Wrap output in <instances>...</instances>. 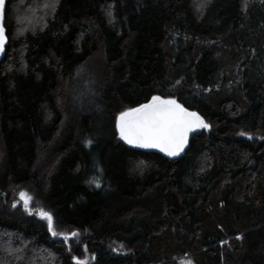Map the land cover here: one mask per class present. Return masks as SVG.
Segmentation results:
<instances>
[{"label": "trees", "instance_id": "obj_1", "mask_svg": "<svg viewBox=\"0 0 264 264\" xmlns=\"http://www.w3.org/2000/svg\"><path fill=\"white\" fill-rule=\"evenodd\" d=\"M4 12L0 264H264V0ZM153 96L209 125L177 156L119 138V113Z\"/></svg>", "mask_w": 264, "mask_h": 264}, {"label": "snow or ice", "instance_id": "obj_2", "mask_svg": "<svg viewBox=\"0 0 264 264\" xmlns=\"http://www.w3.org/2000/svg\"><path fill=\"white\" fill-rule=\"evenodd\" d=\"M3 4L4 0H0V7ZM4 43V29L0 27V50ZM199 128L207 130L209 125L197 113L189 112L175 99H162L160 96H153L150 102L123 111L116 117L119 138L125 143L140 148H156L170 157L179 154L185 147L189 132ZM240 134L245 135L243 132ZM19 196L26 210H29L28 204L32 198L25 192L19 193ZM29 214H32L30 210ZM36 214L47 220L53 236L61 235L66 243L78 235L76 232L57 233L50 213L41 209ZM74 260L76 264H87L86 260ZM186 264L192 262L189 260Z\"/></svg>", "mask_w": 264, "mask_h": 264}, {"label": "water", "instance_id": "obj_3", "mask_svg": "<svg viewBox=\"0 0 264 264\" xmlns=\"http://www.w3.org/2000/svg\"><path fill=\"white\" fill-rule=\"evenodd\" d=\"M7 1L8 0H4V4H3V6L2 7H0V27H3V29H4V35H5V43H4V45H3V49L2 50H0V61H1V59L3 58V56H4V52H5V47H6V45H7V43H8V37H6L7 35H6V28H5V26H4V17H5V8H6V3H7ZM150 102V101H149ZM177 103H179L182 107H184L186 110H188L189 112H193L192 110H190L189 108H187V107H185V106H183V104H181L180 102H178V101H176ZM148 103V102H147ZM146 104V103H145ZM200 129V128H199ZM199 129H195V130H193V131H191V132H189V134H188V138H189V136L192 134V133H194L196 130H199ZM188 138H187V141H188ZM186 144H187V142H186ZM186 144H185V147H186ZM185 147H184V149H185ZM148 149H151V150H154V151H156V152H158V153H162V154H165V153H163V152H161V151H159V149H156V148H148ZM183 149V150H184ZM182 150V151H183ZM181 151V152H182ZM180 152V153H181ZM179 153V154H180ZM177 156V155H176Z\"/></svg>", "mask_w": 264, "mask_h": 264}, {"label": "rangeland", "instance_id": "obj_4", "mask_svg": "<svg viewBox=\"0 0 264 264\" xmlns=\"http://www.w3.org/2000/svg\"><path fill=\"white\" fill-rule=\"evenodd\" d=\"M186 261H189L188 259H182L180 264H186Z\"/></svg>", "mask_w": 264, "mask_h": 264}]
</instances>
